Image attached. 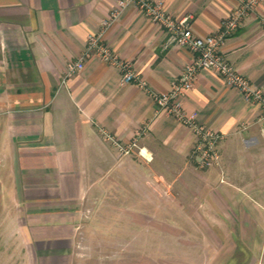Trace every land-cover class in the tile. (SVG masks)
I'll return each instance as SVG.
<instances>
[{
	"label": "crops",
	"instance_id": "crops-1",
	"mask_svg": "<svg viewBox=\"0 0 264 264\" xmlns=\"http://www.w3.org/2000/svg\"><path fill=\"white\" fill-rule=\"evenodd\" d=\"M120 0H0V164L8 165L29 264H72L83 206L101 189L145 198L153 239L167 229L177 263L264 264V122L260 110L211 70L199 72L184 109L226 134L221 167L199 170L196 138L159 112L147 92L94 55L77 75L68 64L92 36L135 63L141 80L169 92L193 53ZM201 36L221 32L239 0H151ZM120 12L107 28L112 10ZM264 0L227 38L225 55L264 89ZM138 143L124 155L107 136ZM1 171V170H0ZM127 186V187H126ZM145 205V206H148ZM151 210V211H150ZM149 224V222L147 223ZM180 247V248H179ZM180 251V254L177 253ZM183 257V258H182ZM181 258L184 261H180Z\"/></svg>",
	"mask_w": 264,
	"mask_h": 264
},
{
	"label": "built area",
	"instance_id": "built-area-1",
	"mask_svg": "<svg viewBox=\"0 0 264 264\" xmlns=\"http://www.w3.org/2000/svg\"><path fill=\"white\" fill-rule=\"evenodd\" d=\"M262 1L239 0V5L225 18L221 32L201 36L195 32L188 18L176 20L162 3L151 0H120L121 7L129 4L138 6L152 22L164 29L167 34V46L177 45L189 49L193 53L192 62L185 66L171 91L157 93L148 82L140 79L134 62L122 59L117 52L107 46L104 42L105 32H102L97 36H92L86 50L74 62L68 64L65 77L69 78L79 74L84 69L86 60L94 55L119 68L122 71L124 83H136L147 92L158 106L160 113L174 116L191 129L196 138L191 157L197 169L208 170L221 167L223 158L221 144L225 141L226 134L201 123L197 118V112L188 113L184 109V102L188 93L194 88L199 72L207 69L221 76L228 86L238 90L248 104L258 106L260 120L264 122V89L241 74L225 55L227 38L235 34L244 21L257 12ZM119 12L117 7L113 8L111 20L104 23L105 27L108 28L116 20ZM262 23L264 24V16ZM147 132L148 127L139 130L136 138L128 144L120 143L111 134L107 136L118 146L122 154L128 155L137 149L141 157L151 161L154 158L153 153L138 143L139 138Z\"/></svg>",
	"mask_w": 264,
	"mask_h": 264
},
{
	"label": "rangeland",
	"instance_id": "rangeland-1",
	"mask_svg": "<svg viewBox=\"0 0 264 264\" xmlns=\"http://www.w3.org/2000/svg\"><path fill=\"white\" fill-rule=\"evenodd\" d=\"M0 170V264H29L18 226L21 213L17 212L19 204L12 194L8 165L0 164ZM125 189L123 192L111 189L110 195L107 189H101L83 206L72 264L178 262L174 247L166 243L168 230H160L158 243L153 239L151 213L136 210L138 205L152 209L151 205L135 191L128 193ZM182 258L180 261H184Z\"/></svg>",
	"mask_w": 264,
	"mask_h": 264
}]
</instances>
